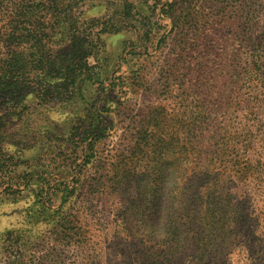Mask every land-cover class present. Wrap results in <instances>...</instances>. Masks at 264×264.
I'll use <instances>...</instances> for the list:
<instances>
[{"label": "rangeland", "instance_id": "374dc122", "mask_svg": "<svg viewBox=\"0 0 264 264\" xmlns=\"http://www.w3.org/2000/svg\"><path fill=\"white\" fill-rule=\"evenodd\" d=\"M172 1L127 0L138 29L101 35L72 98H0V264H264V88L244 82L264 0Z\"/></svg>", "mask_w": 264, "mask_h": 264}, {"label": "trees", "instance_id": "16d2710c", "mask_svg": "<svg viewBox=\"0 0 264 264\" xmlns=\"http://www.w3.org/2000/svg\"><path fill=\"white\" fill-rule=\"evenodd\" d=\"M80 1L0 0V46L4 44L6 47V51L2 52L3 56L0 54V98L3 102L18 100L23 96L24 90L36 93L37 97L41 98L47 95L45 92L41 93L45 87L50 88L49 92L54 93L55 98L64 97L67 100L72 98L74 96L72 86L76 78L91 73L88 72L91 68L89 58L102 47L101 35L115 34L134 27L138 29L132 23L141 21L142 17L139 12L134 11L133 5L127 0L115 2L116 8L111 14L97 19L80 16L78 11ZM176 3L174 0L169 5L173 11L170 13L173 20L177 11L174 8ZM147 36L146 32L142 33L140 40ZM247 39L250 42L251 53L249 64L244 69L247 79H244V82L248 81L247 84H250L256 77V80L261 79L264 88V29L259 31L257 42L250 34H247ZM38 86L44 87L38 90L36 88ZM4 125L3 116L0 115V143L6 142ZM90 128L86 126L77 133L80 142L86 141L85 146L92 145ZM248 131L250 133V130ZM251 167H253L251 162L243 161L241 168L243 171L241 170L238 177H248L245 174H249ZM41 190L44 191L43 188ZM55 190L50 186L47 188L48 193L53 196L56 195ZM5 191L14 190L5 188ZM157 209L161 210V206L159 205ZM243 210H235L231 220L243 225L241 224L243 219L248 216L245 210L242 214ZM15 233L19 234L11 230L4 234L3 248L6 251L19 247L22 237ZM225 234L228 235L227 232Z\"/></svg>", "mask_w": 264, "mask_h": 264}]
</instances>
